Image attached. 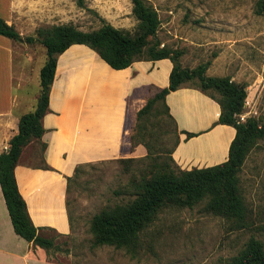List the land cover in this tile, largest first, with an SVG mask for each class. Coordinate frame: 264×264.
I'll return each instance as SVG.
<instances>
[{"label":"rangeland","instance_id":"1","mask_svg":"<svg viewBox=\"0 0 264 264\" xmlns=\"http://www.w3.org/2000/svg\"><path fill=\"white\" fill-rule=\"evenodd\" d=\"M147 1L159 19L156 35L149 37L148 43L157 41L160 48L181 50L182 66L194 68L206 64L208 76L226 77L243 86L247 95L238 121L253 119L258 127L264 128V11H257L258 0ZM85 3L91 10L78 7L74 0H63L62 11L56 13L70 16L78 13L76 25L72 24L89 31L100 26L98 16L102 13L121 24L122 30L136 33L131 0H85ZM33 44H36L32 47L35 59L26 72L29 93L36 104L39 72L46 53L40 43ZM140 58H147L146 48ZM95 68L100 74H109L100 65ZM212 94L219 97L217 92ZM141 126L153 160L125 152L108 160L80 164L67 179L70 232L44 233L55 245L47 250L49 258L62 264H229L250 238L264 245V136L255 139L248 148L236 174L244 209L242 216L209 212L206 200L192 207L169 205L139 234L135 250L95 245L90 227L92 217L134 198L133 187L148 176V166L155 162L171 163L168 151L178 142L177 129L161 102L141 120Z\"/></svg>","mask_w":264,"mask_h":264},{"label":"crops","instance_id":"2","mask_svg":"<svg viewBox=\"0 0 264 264\" xmlns=\"http://www.w3.org/2000/svg\"><path fill=\"white\" fill-rule=\"evenodd\" d=\"M62 1L0 0V18L21 37L35 35L38 27L76 25L78 13H56L62 11ZM99 14L122 29L121 24ZM34 45L0 35V153L18 132L20 116L36 106L26 72L35 59ZM97 65L109 74L98 73ZM172 66L168 58L141 59L114 69L83 44H73L57 57L48 111L42 118L45 132L23 148L14 169L31 222L45 228L39 233L70 232L67 179L78 165L125 152L135 156L147 153L142 144L132 147L136 113L168 86ZM165 104L177 129L178 142L171 156L179 168H202L227 160L236 130L217 123L220 106L202 90L197 79L182 81L165 96ZM186 132L194 135L188 137ZM0 264H62L49 258L44 248L15 233L1 187Z\"/></svg>","mask_w":264,"mask_h":264},{"label":"trees","instance_id":"3","mask_svg":"<svg viewBox=\"0 0 264 264\" xmlns=\"http://www.w3.org/2000/svg\"><path fill=\"white\" fill-rule=\"evenodd\" d=\"M74 1L78 7L91 10L86 6L85 0ZM131 3V12L137 20V31L134 35L116 28L98 16L101 24L94 30L82 31L72 23H65L38 27L35 35L21 37L12 25L0 18V35L15 41L38 42L46 53L39 72L40 89L36 106L33 111L20 116L18 132L9 140L7 149L0 153V187L13 230L34 246L49 250L55 245L51 237L38 232L45 228L36 227L31 222L26 203L17 187L14 169L23 148L31 141L39 139L45 132L42 118L48 111L57 57L73 44L89 47L114 69H123L134 61L141 60L140 56L145 48L146 59L168 58L172 62L168 86L150 97L136 113L131 143L132 147L142 144L146 148L144 159L153 160L151 147L143 140L141 134L144 129L141 120L146 119L157 102H161L167 117L174 124L165 104V96L184 80L197 79L202 90L220 106L217 123L233 126L236 130L229 146L227 160L213 166L193 167L188 170L179 168L171 156L176 142L168 151L171 163L155 162L148 166V176H143L133 187L134 198L124 204L104 209L92 217L90 227L94 244L135 250L139 244V234L157 218L162 208L169 205L192 207L206 200V210L214 214L227 217H240L243 214L236 174L243 164L248 148L255 139L264 136V128L258 127L255 120L238 121L237 116L247 95L246 89L226 77L208 76L206 64H199L194 68L182 66L179 61L181 50L160 48L157 41L149 44L148 38L155 37L159 26L158 15L147 0H131ZM257 11H264V0L257 1ZM212 91L217 92L219 97H215ZM186 134L188 137L194 135L189 132ZM229 264H264L263 243L256 238H250L245 247L231 258Z\"/></svg>","mask_w":264,"mask_h":264},{"label":"built area","instance_id":"4","mask_svg":"<svg viewBox=\"0 0 264 264\" xmlns=\"http://www.w3.org/2000/svg\"><path fill=\"white\" fill-rule=\"evenodd\" d=\"M240 115V114H239Z\"/></svg>","mask_w":264,"mask_h":264}]
</instances>
